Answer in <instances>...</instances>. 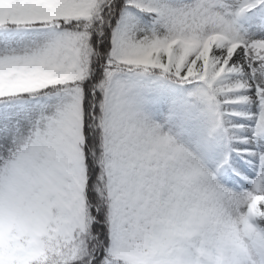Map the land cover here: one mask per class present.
<instances>
[{"label":"snow or ice","instance_id":"6c2138e0","mask_svg":"<svg viewBox=\"0 0 264 264\" xmlns=\"http://www.w3.org/2000/svg\"><path fill=\"white\" fill-rule=\"evenodd\" d=\"M0 264H264V0H0Z\"/></svg>","mask_w":264,"mask_h":264}]
</instances>
